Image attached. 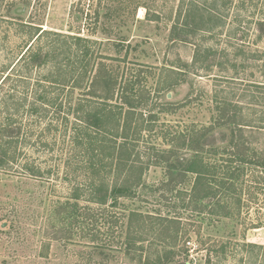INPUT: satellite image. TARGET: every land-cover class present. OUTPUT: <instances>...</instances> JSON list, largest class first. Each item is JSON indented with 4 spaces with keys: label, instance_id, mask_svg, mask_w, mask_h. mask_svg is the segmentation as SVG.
I'll return each mask as SVG.
<instances>
[{
    "label": "rangeland",
    "instance_id": "rangeland-1",
    "mask_svg": "<svg viewBox=\"0 0 264 264\" xmlns=\"http://www.w3.org/2000/svg\"><path fill=\"white\" fill-rule=\"evenodd\" d=\"M192 1L0 0V74L15 66L38 28L79 33L98 43L99 56L113 58L96 60L91 79L100 80L91 93L126 110L132 103L153 128L136 147L142 181L116 206L70 199L75 183L64 175L0 171V264H156L159 256L161 264H264V130L256 128L264 114L245 103L249 97L241 104L253 128L218 110L219 101L241 100L264 84V7L260 0L247 11L231 8L222 32L174 41L179 6ZM238 47L254 59L239 55L233 68V54L230 63L210 57L203 66L211 72L191 68L198 49L231 54ZM196 141L217 173L212 198L191 196L196 177L186 170Z\"/></svg>",
    "mask_w": 264,
    "mask_h": 264
},
{
    "label": "trees",
    "instance_id": "trees-1",
    "mask_svg": "<svg viewBox=\"0 0 264 264\" xmlns=\"http://www.w3.org/2000/svg\"><path fill=\"white\" fill-rule=\"evenodd\" d=\"M261 1L264 7V0ZM258 2L260 0H204L201 4L194 0L188 6L182 2L171 39L189 42L200 33L213 35L218 29L217 33L222 32L227 10L247 11L248 6H256ZM259 25V39L262 40L264 22ZM45 37H54V43L40 44ZM30 43L15 66L0 74V171L26 174L37 179L64 175L66 182L75 183L70 199L101 206L113 202L116 206L120 199L132 196L134 187L142 181L144 162L138 158L136 147L143 133L153 131L152 125L145 124L142 114H136L132 103L125 102L130 106L126 110L124 106L113 103L112 97L103 99L91 93L93 85L100 80L98 75L91 79L96 60H113L99 56L96 41L83 38L79 33L69 35L38 28ZM232 54L233 68H236L239 55H243L245 60L254 59L240 47L231 54L209 48L198 49L191 68L195 72L209 73L211 65L203 66L207 59L220 57L222 62L225 59L230 63ZM222 62L220 66H223ZM15 75L17 78H13ZM253 85L255 90L250 92V96L246 94L241 100L228 97L219 101V112L230 110L228 117L237 127L253 128L245 114V104H241L248 97L250 99L245 103L259 107L264 114V84ZM103 87H108L106 91L112 88ZM86 89L88 91H84ZM261 122L264 125V121ZM256 128L264 130V126ZM194 144L195 157L186 170L196 177L191 196L192 199L212 198V183L217 173L215 167L201 157L204 146H200L199 141ZM233 147L239 150L237 145ZM176 151L173 149L168 153ZM41 157L47 158L46 167L42 166ZM219 208L225 209L223 206ZM228 215L229 212L221 213V216ZM162 262L159 256L156 264Z\"/></svg>",
    "mask_w": 264,
    "mask_h": 264
}]
</instances>
